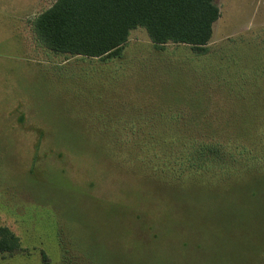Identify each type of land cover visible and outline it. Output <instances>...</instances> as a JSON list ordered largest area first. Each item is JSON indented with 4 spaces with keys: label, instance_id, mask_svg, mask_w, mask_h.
Segmentation results:
<instances>
[{
    "label": "rangeland",
    "instance_id": "rangeland-1",
    "mask_svg": "<svg viewBox=\"0 0 264 264\" xmlns=\"http://www.w3.org/2000/svg\"><path fill=\"white\" fill-rule=\"evenodd\" d=\"M55 1L0 0V264H264V0H216L206 54L139 27L104 60L38 43ZM213 143L249 158L184 163Z\"/></svg>",
    "mask_w": 264,
    "mask_h": 264
},
{
    "label": "trees",
    "instance_id": "trees-1",
    "mask_svg": "<svg viewBox=\"0 0 264 264\" xmlns=\"http://www.w3.org/2000/svg\"><path fill=\"white\" fill-rule=\"evenodd\" d=\"M219 18L216 0H56L34 19L32 27L38 43L54 54L104 60L120 56L131 32L139 27L146 29L158 48L178 44L206 54ZM192 146H186L190 153ZM197 151L184 162L195 164L197 170L203 161L218 162L228 173L233 162L249 158L242 143H213ZM19 248V238L0 228V252Z\"/></svg>",
    "mask_w": 264,
    "mask_h": 264
}]
</instances>
